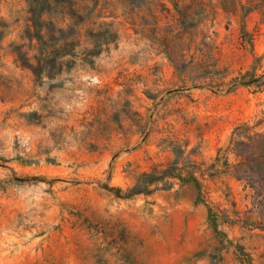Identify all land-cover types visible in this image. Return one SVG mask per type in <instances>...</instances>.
Segmentation results:
<instances>
[{
  "label": "rangeland",
  "instance_id": "rangeland-1",
  "mask_svg": "<svg viewBox=\"0 0 264 264\" xmlns=\"http://www.w3.org/2000/svg\"><path fill=\"white\" fill-rule=\"evenodd\" d=\"M30 2L0 0V264H264V0Z\"/></svg>",
  "mask_w": 264,
  "mask_h": 264
},
{
  "label": "trees",
  "instance_id": "trees-1",
  "mask_svg": "<svg viewBox=\"0 0 264 264\" xmlns=\"http://www.w3.org/2000/svg\"><path fill=\"white\" fill-rule=\"evenodd\" d=\"M49 0H31L30 2V12H32L34 14V19H36V21L40 20V17L43 13L42 9L44 7V5L47 4ZM238 81V80H235ZM240 83H245L244 82H240Z\"/></svg>",
  "mask_w": 264,
  "mask_h": 264
}]
</instances>
